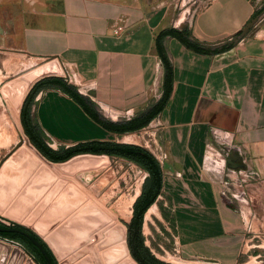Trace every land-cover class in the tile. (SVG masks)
<instances>
[{"label": "crops", "instance_id": "crops-1", "mask_svg": "<svg viewBox=\"0 0 264 264\" xmlns=\"http://www.w3.org/2000/svg\"><path fill=\"white\" fill-rule=\"evenodd\" d=\"M257 12L251 0H0L6 49L48 60L29 65L15 96L19 103L32 80L21 101L27 97L26 129L44 141L70 142L64 146L128 133L91 119L53 78L79 93L100 120L111 116L104 123L155 113L144 127L156 121L161 192L171 202L180 245L201 264L245 263V205L253 246L264 242V14ZM253 18V29L237 34ZM20 109L13 119L26 135ZM22 147L2 164L1 176L20 164L46 176L64 164H49L34 150L37 160L30 159ZM232 154L246 172L232 167ZM233 174L244 185L236 206L221 196ZM253 251L254 261L264 257Z\"/></svg>", "mask_w": 264, "mask_h": 264}, {"label": "rangeland", "instance_id": "rangeland-1", "mask_svg": "<svg viewBox=\"0 0 264 264\" xmlns=\"http://www.w3.org/2000/svg\"><path fill=\"white\" fill-rule=\"evenodd\" d=\"M251 1L258 11L255 16L264 14V0ZM252 29L253 26L246 33ZM2 37L0 31V168L18 149L20 139H27L20 122L17 121L16 124L13 119V99L21 83L33 69L29 68V65L37 63L34 66L37 67L48 62L32 61L23 55L15 54V51L6 49L8 47ZM61 75L68 79L63 70ZM69 80L76 82L73 76ZM104 114V118L109 121L111 116ZM155 124L154 120L150 125L122 136L107 135L106 140L139 145L161 160L164 158L163 147ZM128 138H131L130 141ZM53 140V146L62 142L70 144L65 140ZM88 155L90 154L75 156L76 158L63 162L61 169L56 167L47 172L46 176L40 175L39 171L31 173L25 164L13 167V174H0V222L6 225L13 222L22 224L39 234L46 243L48 240L54 242L50 248L58 264L125 262L126 252L133 260L126 244L127 223L132 216L133 202L140 193L147 172L120 157L107 155L103 157L105 162L101 163L98 158ZM240 169L246 170L245 166ZM238 175L233 174L231 181L226 185L227 189L224 190L225 195L221 194L223 198L226 196L233 206L237 205V196L241 195L244 188ZM244 175L243 173L245 187L249 189L250 176ZM153 205L156 213L148 224L144 214L142 223V235L151 254L169 264H201L202 259L189 255L178 241L174 227L175 215L167 194L161 192L151 206ZM245 214L249 217L250 224L249 205H245ZM249 224L242 248L245 251V263L264 264V257L256 259H261V262L254 261L252 257L253 250L264 253V242H260V247L253 246L256 238L253 239ZM117 229L125 233L123 236L126 250L120 238L112 241L111 233ZM262 235L260 234V238L264 241ZM0 241L20 249L17 253H13L12 249L6 252V249L0 246V260L3 258V264H28V260L31 261L30 264H39L21 243L2 238ZM132 262L136 264L134 260Z\"/></svg>", "mask_w": 264, "mask_h": 264}, {"label": "trees", "instance_id": "trees-1", "mask_svg": "<svg viewBox=\"0 0 264 264\" xmlns=\"http://www.w3.org/2000/svg\"><path fill=\"white\" fill-rule=\"evenodd\" d=\"M240 32L241 30L238 31L237 34ZM183 41L187 46L189 45V43L184 39ZM189 47L192 46L189 45ZM50 82L53 85L67 92L83 108V110L91 117V119H93L97 123H100L105 129L111 132L122 133L125 131L127 132L135 131L147 125L151 117L155 115V113L151 114L149 118L140 119L139 121L133 120L131 121L130 124L128 123L107 124L104 123V121L100 120L97 117V115H92L90 113V109L87 107V104L84 103L80 94L72 89H69V86L65 82H63L60 78H53L51 79ZM26 98L20 109L21 124L30 142L48 160L53 162L65 161L70 157L81 153L105 154L108 156H115L129 160L147 172V176L145 177L141 185L140 193L133 202L132 216L130 218V221L127 223L126 243L131 257L138 264H169L159 260L153 254H151L147 246L144 244V238L142 235V223H143L144 213L155 202L162 188V168L159 162L157 161V159L147 149L139 145L131 144V143H117L106 140H89V141L81 142L78 144L77 147L73 149H67L66 151L61 153L47 151V146L44 144L43 140L39 139L35 135L30 134L24 124L23 112H24V105L26 104ZM0 226L14 227L19 230H23L27 233H30L42 244L45 250L51 255L53 260L57 263L56 257L54 256L53 252L46 244V242L30 228L14 222L11 223V225H6L0 222ZM0 238L21 243L27 249V251L30 254H32V256L35 258V260L38 263L40 262L39 259L43 260V258H41L42 256L39 250L22 234H18L12 231L0 232Z\"/></svg>", "mask_w": 264, "mask_h": 264}, {"label": "water", "instance_id": "water-1", "mask_svg": "<svg viewBox=\"0 0 264 264\" xmlns=\"http://www.w3.org/2000/svg\"><path fill=\"white\" fill-rule=\"evenodd\" d=\"M256 21H257V18H253L252 20H250L247 24H246V26L242 29V31H241V34H240V36H243V35H245L246 34V32L249 30V28L250 27H252L255 23H256ZM22 105V104H21ZM21 107V106H20ZM26 136V141H27V143L28 144H30L34 149H35V151L45 160V161H47L48 163H50V164H54V163H57V164H60V163H63V162H66V161H68L69 159H71V158H73V157H75V156H79V155H83V154H90V155H105V154H93V153H81V154H77V155H74V156H72V157H70L69 159H67V160H65V161H58V162H53V161H50V160H48L47 158H45L35 147H34V145L30 142V140H29V138L27 137V135H25ZM21 144H18L17 145V147H19ZM107 156V155H106ZM240 158L237 156V155H231L230 157H229V162L230 161H233V163L234 164H232V167H242L243 165L240 163V162H237L238 160H239ZM144 170V169H143ZM145 171V170H144ZM146 172V171H145ZM4 231H9V232H11V231H16V232H19V233H21V234H23L33 245H35L36 247H37V249L41 252V254L44 256V258L51 264V262H50V259H49V256H48V254H47V251L45 250V248L42 246V244L33 236V235H31L30 233H27V232H25V231H23V230H19V229H17V228H14V227H2V226H0V232H4ZM36 233V232H35ZM37 234V233H36ZM40 238H42L39 234H37ZM47 244V243H46ZM127 244V243H126ZM144 244H145V241H144ZM48 245V244H47ZM146 245V244H145ZM0 246L1 247H4L5 249H6V252H9L11 249H12V251H13V253H17L18 251H20V249L19 248H17V247H15V248H12L11 247V244H4L3 242H1L0 241ZM147 246V245H146ZM49 248H50V246H49ZM51 249V248H50ZM52 251V250H51ZM53 252V251H52ZM24 253H22V255H23ZM4 258L6 257V254L3 256ZM133 259V258H132ZM134 260V259H133ZM28 262V264H30V260H28L27 261ZM134 262L136 263V264H138L135 260H134ZM4 263V260H3V258L0 260V264H3Z\"/></svg>", "mask_w": 264, "mask_h": 264}, {"label": "bare ground", "instance_id": "bare-ground-1", "mask_svg": "<svg viewBox=\"0 0 264 264\" xmlns=\"http://www.w3.org/2000/svg\"><path fill=\"white\" fill-rule=\"evenodd\" d=\"M43 69V68H42ZM41 69V70H42ZM40 70V71H41ZM39 71V72H40ZM38 72V73H39ZM61 72V69H60V71L58 72V73H60ZM37 73V74H38ZM40 75H42L43 76V74H40ZM40 77V76H39ZM36 78H38V76L36 75V77L35 78H33V80L34 79H36ZM32 82V80L29 82V84ZM29 84H25L26 85V88L28 89V86H29ZM27 89H26V91H27ZM26 91H25V93H26ZM25 93H23V97H24V95H25ZM17 96V95H16ZM23 97H22V99H23ZM20 98V95L18 96V99ZM22 99L19 101V103H16L15 102V100H16V98H14L13 99V102L15 103V105H17V108H16V110H15V113L16 112H18V110H19V107H20V104H21V101H22ZM13 103V104H14ZM14 106V105H13ZM130 139L131 138H128V140L130 141ZM19 144H24V146H23V150H24V152L26 153V154H28L29 155V157H30V159L32 158V159H36L37 157H36V154L34 153V151H35V149L30 145V144H28L27 143V141H26V139L25 138H22V139H20V141H19ZM29 145V146H28ZM20 147H21V145H20ZM34 150V151H33ZM21 151V150H20ZM19 151V152H20ZM22 152V151H21ZM36 152V151H35ZM37 153V152H36ZM38 154V153H37ZM23 156H24V154H23ZM40 156V155H39ZM88 156H92V157H96V158H98L99 159V161L101 162V163H103V162H105L104 160H103V157L105 158V157H107L106 155H98V156H96V155H88ZM27 157V156H26ZM77 157V156H76ZM76 157H74V158H76ZM73 158V159H74ZM39 159V158H38ZM37 160V159H36ZM40 160V159H39ZM43 160V159H42ZM44 161V160H43ZM48 163V162H47ZM50 164V163H49ZM55 165V164H54ZM59 166V165H58ZM57 166V167H58ZM63 166H64V164H63ZM51 167V166H50ZM129 203V202H128ZM131 204V203H130ZM156 213V208H155V205H153V206H151L148 210H147V212L146 213H144L145 214V222L148 224V222L149 221H151V219H152V215L153 214H155ZM125 231V230H124ZM112 234V236H113V238H112V241L113 240H115V239H117V238H120V240H121V243H122V246H124V248H125V245H124V234L125 233H123V231L122 230H119V229H117V230H114V232H112L111 233ZM111 238V237H110ZM47 243L49 244V240L47 241ZM118 243V242H117ZM50 247L51 246H53V245H49ZM125 250H126V248H125ZM126 252V251H125ZM104 256V255H103ZM109 260V259H108ZM125 260H127V261H119V262H112V263H107V264H134L132 261L133 260H131L130 259V257L128 256V254H127V252H126V255H125ZM104 262H107V261H104Z\"/></svg>", "mask_w": 264, "mask_h": 264}, {"label": "flooded vegetation", "instance_id": "flooded-vegetation-1", "mask_svg": "<svg viewBox=\"0 0 264 264\" xmlns=\"http://www.w3.org/2000/svg\"><path fill=\"white\" fill-rule=\"evenodd\" d=\"M86 104H87V106H91V104H88L87 102H85ZM89 108V107H88ZM90 113L92 114V115H97L96 114V112L94 111V109H90ZM103 121H105V122H109V121H107V120H104L103 119ZM43 142H44V144L47 146V151H51V152H56V153H61V152H64V151H66L67 149H73V148H75V147H77L78 146V144L79 143H81V142H78V143H75V144H72V145H67V146H64V145H61V144H58V145H55V146H53V143H54V140L53 139H51L50 137H47V141H44L43 140ZM85 142V141H84ZM2 227H6V226H2ZM4 232H9V231H4ZM12 232H16V231H12ZM16 233H18V234H21V233H19V232H16ZM23 235V234H22ZM24 236V235H23ZM35 246V245H34ZM36 247V246H35ZM128 247V246H127ZM37 248V247H36ZM129 250V249H128ZM40 252V251H39ZM40 254H41V252H40ZM47 254H48V256H49V259H50V262H51V264H58V263H56L54 260H53V258L51 257V255L47 252ZM41 258H43V260L42 259H39V264H50L45 258H44V256L41 254ZM140 256V255H139Z\"/></svg>", "mask_w": 264, "mask_h": 264}, {"label": "built area", "instance_id": "built-area-1", "mask_svg": "<svg viewBox=\"0 0 264 264\" xmlns=\"http://www.w3.org/2000/svg\"><path fill=\"white\" fill-rule=\"evenodd\" d=\"M121 32V27H117L116 29H115V33L116 34H119Z\"/></svg>", "mask_w": 264, "mask_h": 264}]
</instances>
